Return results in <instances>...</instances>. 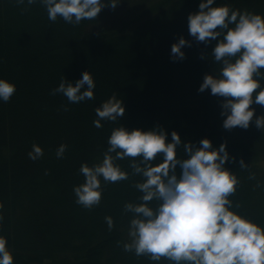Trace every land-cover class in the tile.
Here are the masks:
<instances>
[{"label":"trees","instance_id":"16d2710c","mask_svg":"<svg viewBox=\"0 0 264 264\" xmlns=\"http://www.w3.org/2000/svg\"><path fill=\"white\" fill-rule=\"evenodd\" d=\"M130 1L105 6L96 19L75 24L62 17L50 20L40 3L0 0V77L16 84L11 99L0 101V234L7 237L14 264H168L123 248L131 218L124 204L141 195L130 158L118 161L130 173L127 180H102L99 204L86 208L77 203L74 186L84 180L81 164L102 159L118 123L102 120L103 127L97 128L95 109L114 94L126 106L119 123L130 129L159 125L169 140L177 130L184 142L199 144L204 137L214 147L226 142V167L240 181L230 198L239 205L236 210L264 223V173L239 163L243 159L249 165L264 150V129L255 117L247 129L225 128L221 112L226 98L210 88L199 90L205 74L219 68L211 55L219 38L205 42L207 47L189 40L188 16L199 10L200 0H153L127 9L110 25L102 21ZM217 3L264 13V0ZM181 36L190 43L178 58L171 47ZM85 70L96 82L93 99L73 103L53 91L64 79L75 82ZM130 107L134 112L129 113ZM251 107L256 115L264 114V105ZM33 143L44 151L36 160L28 155ZM62 143L68 147L58 158ZM108 215L114 219L111 229Z\"/></svg>","mask_w":264,"mask_h":264},{"label":"clouds","instance_id":"9594fccd","mask_svg":"<svg viewBox=\"0 0 264 264\" xmlns=\"http://www.w3.org/2000/svg\"><path fill=\"white\" fill-rule=\"evenodd\" d=\"M18 4L40 3L50 20L62 17L78 24L92 20L105 6L117 7L121 0H16ZM198 11L189 13L190 35L198 41L218 39L212 58L217 71L206 73L200 91L225 97L221 115L227 129H247L253 118L264 129V114L256 115L251 105H264V13L232 8L217 0H200ZM190 42L181 36L172 44L174 57L183 58ZM96 82L89 70L75 82L62 80L54 92L63 93L76 103L94 98ZM16 84L0 77V101L7 102ZM97 128L102 120L118 122L108 138L109 147L102 159L84 162L82 183L74 186L77 203L91 208L100 203L104 182L127 180L129 171L118 162L130 158L132 174L140 177L135 188L136 200L126 201L124 210L131 214L128 237L123 248L151 261L167 260L168 264H264V223L236 210L230 198L237 190L239 178L226 167L230 152L226 142L213 146L204 137L199 144L184 142L177 130L168 139L166 129L157 125L147 130L128 128L119 123L126 113L123 99L114 94L95 109ZM67 144L57 148L63 158ZM178 149L182 153L178 155ZM33 160L44 155L43 148L33 143L28 153ZM234 160L235 157H232ZM240 167L247 168L243 159ZM3 205L0 204V208ZM4 217L0 212V223ZM109 229L111 215L105 217ZM0 264H14L7 237L0 234Z\"/></svg>","mask_w":264,"mask_h":264},{"label":"rangeland","instance_id":"374dc122","mask_svg":"<svg viewBox=\"0 0 264 264\" xmlns=\"http://www.w3.org/2000/svg\"><path fill=\"white\" fill-rule=\"evenodd\" d=\"M153 2V0H131L130 3L127 5V6H120L119 9L116 11V12H113V13H110L108 15H106L104 17L103 20H107V22H105L107 25H110L116 18L118 17H122V16H126V10L129 8H133V7H137L139 6L138 8L142 7V6H145L147 4H151ZM97 27H99L97 25ZM189 40H195L196 41V38L195 37H190ZM197 46L199 47H207L206 44H205V41H199V43H196ZM199 55V54H198ZM197 55V57H198ZM202 59H204L206 56L205 55H200ZM146 91V90H145ZM144 91V92H145ZM149 94V93H148ZM146 92L144 93V97L147 98V95H148ZM142 99H144L143 97H141ZM131 110V111H130ZM132 111L134 112V109H132V107L129 108V113H132ZM252 160L249 162V165L247 168L245 169H251V170H254L258 173H264V150H258L254 155L253 157L251 158ZM112 216V215H111ZM128 228V225L126 226ZM129 230V228L127 229ZM128 234V232H127Z\"/></svg>","mask_w":264,"mask_h":264}]
</instances>
